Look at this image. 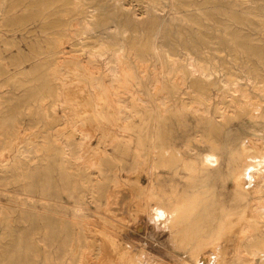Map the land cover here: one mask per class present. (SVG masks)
<instances>
[{
	"label": "rangeland",
	"instance_id": "obj_1",
	"mask_svg": "<svg viewBox=\"0 0 264 264\" xmlns=\"http://www.w3.org/2000/svg\"><path fill=\"white\" fill-rule=\"evenodd\" d=\"M54 1L57 0H0V84L3 83L0 85V88L2 87L0 89V96L3 95L2 97L5 96L8 99L2 113H0V118H18V120L26 126V129H21L24 136L21 139L34 136L32 138H35L37 141H41L39 147L42 152L37 155V163H30V168H34L37 164H39V158L44 155L45 149L48 147L44 146L43 141L46 137L50 138L51 135V139L62 138L63 140L76 144L75 151L77 153H75V151L74 153L78 156H83L87 160L95 159L97 161V158L99 159L101 156H110L115 163H104V167L106 168L107 166L110 170L114 169L117 173H119L118 176L121 177H119L121 184H119L120 187L118 186V188L120 191L118 189L117 192L119 193H116L115 195L117 198L113 196L114 199H112V202L110 200V204L112 203V205L111 207L109 206V208L106 207V210L104 207L108 202V197L106 196L111 194L114 189H117L113 183L108 182L107 180H102L101 176L96 171V168L88 170V172H90L91 178L89 179L91 181L89 179L85 180L87 182L90 181V184L82 177L81 179L80 177L76 178V174L70 179L71 181H67V184V182H63L60 179L59 172L54 169L55 172H51L52 175L50 174L52 177L49 175L51 177L50 181H47L48 187L50 188L49 199L51 201L47 212L49 219L52 221L49 224L50 226H46L42 220L38 217L36 218L35 216H32L33 214L31 213L34 212V214H38L37 212L42 213L44 211L42 209V202L40 201L42 196L40 194L38 195V193L27 195L23 194L25 183L28 181H20L17 183L11 182L7 186L8 188H4L7 190L6 192H0V208L3 209L5 213L3 216H0V218H2V221L0 222V263L59 264L64 260L62 263L67 264L71 258L67 252L69 251V254H71V249L76 247L78 243L79 245L81 244L80 246H83L81 251L85 252L83 258L78 257L80 258L79 260H77L78 258H75L77 261L73 259V264H83L84 260V264H135L130 261L133 259H136V264H201L202 261H196L192 258V253L195 251L194 246H196L197 243L182 240L181 236H178L177 238L173 237L174 235L172 236L170 228L171 224L169 220L170 212L173 209H182L187 206V203L194 200L195 202L197 201L196 204H198V211L195 210L198 214L196 216L197 223H194L195 227L202 229L204 226V228H207V222L209 221H218V223L222 221L223 224L219 225V227L222 226L221 229L225 232L223 233V240L221 241L222 243L219 244V248H221V244L224 248L219 249L221 256H223L222 258L220 256L219 261L221 260L220 262L223 264V258L225 257V261L228 262V259L236 252V250H238L240 245L238 244V247H236L237 242L235 241L236 244L234 243L236 238L234 234L240 229L245 228V226H240L243 225L241 223L250 222L254 218L252 217L254 215H252V210L250 213L249 209L248 213L247 210H244L243 208L245 205L249 207L255 204V202L257 203L262 196L260 194H256L254 190H252L253 192L251 191L254 196L250 194L251 192L249 189L251 186H253L252 188H255L256 186V184H254L256 181L251 178L252 175L250 174H253L252 171L254 168L259 169V171H263L264 169V161L259 160V158L255 155H249L244 159H240L238 156L239 152H237L238 149H235L236 141L243 137L248 139H264V119H256L250 114L242 116L241 118H226L220 121L219 126H217L218 129L213 134H210L212 135L210 137L206 131L208 122L205 123L206 121H203L202 118L193 114L191 111V113L188 112L189 110H185L186 112L183 109L180 110L181 105L184 103L191 104L194 101L193 95L189 94L190 90H188L185 95L182 94V92H179L173 96V102H171V112L165 115H162L158 110L156 100L151 95L146 94L145 97L151 103L148 111H145L142 119H135L138 128L128 133L119 132L118 134H120L121 137H124L123 143L120 145H110L107 141L117 134L115 127L110 124L115 123V120L102 124L100 129L95 122L98 120L96 118L97 116L93 118V113L89 111L92 110V107L87 104L88 97L86 94L81 95L78 94V92H73L75 90L68 91L67 95H70V98L68 96L66 98V103L58 104L57 115L54 117L53 115H49L47 98H45L44 101L41 99L39 102L32 99L29 101L27 95L25 94H27L29 89L35 88L37 84L42 83V78H44L43 75L46 76L47 71H51L53 68L51 65L53 58L55 59L58 57V55H54L55 50L52 49L54 44L56 45L57 43V37L54 38V36H48V31L46 29V5H50L54 3ZM147 1L148 0H121L120 5L125 6L133 12L136 11L140 16L139 18L144 19L147 16L144 14L146 13L148 5ZM165 1L163 2L164 6L161 7L159 15L168 19V21H170L171 17L177 13L178 17L186 18L183 16V14H185V16L188 15V18L190 17L193 18L195 22L197 21L196 23H198V25H204L203 27H205V25L206 27L208 26L209 22L203 18L202 13L208 12L207 7L209 4H207V0H200V2L199 0H175L174 2L176 3H174L173 0H169V2H167L168 0ZM180 1H183L184 3L186 2V6L189 7L187 9L185 6L187 9L186 11L182 5V7L180 6ZM250 1L251 2L245 5L246 8L244 6L245 11L240 15V22L236 24L234 23L233 25L231 24V26L230 22L227 20L228 16H226L225 13L217 16L218 18L216 17L217 19L214 21L218 20L217 23L219 22L218 25L221 27L222 31L230 25L231 27H229L228 33L238 37L241 43H248L247 45H244L248 49L251 48L250 46H255L254 48H256V50H260L264 56V0ZM59 2H56L54 4L55 6L53 5L49 10L53 11V9L57 10L58 8L61 10H68L69 8L72 9L70 6L65 8L68 5L67 1L62 0L60 2L61 4ZM175 8H178L176 9V13ZM195 11L198 12L199 15L201 14V16L199 17V15H197L198 13L196 14ZM73 14L74 13L70 14V16L64 17L63 20H70L71 17L74 19L75 14ZM219 17L222 19H219ZM51 20V22L54 20L56 22L55 25L52 24V26L49 27H53L51 31L54 32V30L57 31L62 28L60 26L57 27V24L59 23L58 16ZM213 22L210 23L212 24ZM91 43V41H88V45ZM91 45H93V43ZM70 46V44L66 45L68 51L71 50ZM244 57L245 56H243V58ZM252 60V62H255L258 65L256 58L253 57ZM3 62H5L6 65H3ZM47 66H49V69ZM188 67L189 70L193 69L190 65H188ZM35 70H37V72H35ZM33 72H35V76L32 75ZM20 73L28 75L27 78H29L31 82L23 83V81H26V78ZM196 75L198 74L196 73ZM222 75L223 74L216 75V78H223ZM33 77L34 79H32ZM36 78L39 81L35 80ZM190 82L191 81L185 84L183 88L186 89L187 87L193 85ZM7 83L8 86L6 85ZM244 83H246L245 80L241 81L240 85H244ZM141 89L143 92H149L148 88L143 87ZM7 91H9V93ZM75 110L77 111L75 112ZM212 114L215 115L214 109ZM160 116L163 117L161 118ZM244 125H247L249 129H246ZM140 136L145 139L148 138L147 140L153 138L151 144L154 145L153 152L155 153L147 162L148 166L146 169L140 171L139 173L137 172L138 174L135 173L128 175L126 170L132 167V163L134 162V157L137 152L138 154L143 155L144 150H146L140 145ZM207 138H211L217 142V152L221 154V160L215 161L216 156L213 153L214 151H212L213 147L207 143ZM130 140L131 143H129ZM82 141H84L86 145L84 147H78V144ZM189 141L192 146L191 150L187 149V142ZM74 153L73 155H75ZM13 158L14 156H12V160ZM160 159L161 161L159 162ZM74 160L75 159L72 158L71 162L83 164L81 165V170H79V172L82 171L84 163L80 162L81 160ZM155 161L158 162L157 164L161 165V168H158L157 170L154 169V164L156 163ZM208 161L213 164L208 163ZM56 165L57 163L54 166ZM114 166H117V170ZM2 169L3 167H0V171ZM192 169H205L207 171L217 172V177L213 182L209 183V185H206L207 183H203L201 179L192 180L190 178ZM250 169L251 173L249 171ZM246 172L247 174L244 175ZM247 175H249V177ZM152 178H154L153 181L155 183L156 190L151 193L141 194V188L148 187L151 184L150 182L152 181ZM73 180L76 182H73ZM55 183H57L58 186ZM89 185H92L91 188ZM202 186L204 190H202ZM207 186L208 188L210 187L209 191ZM239 186L241 190L239 189ZM70 189L71 191L76 189V196L78 198L71 197ZM77 189H84L85 191H78ZM89 190H93L92 194L88 193ZM53 191L54 193H52ZM198 191L202 195H200ZM55 193L57 194L54 195ZM68 195H70V197ZM54 196H56V198ZM30 198L37 199V208L39 207L37 210L33 211V209L28 206L29 203L24 205L26 200L28 201ZM113 201L116 203L113 204ZM77 202L80 204L82 203L81 205L83 206L85 205L87 208L85 213L87 214L84 213V217L81 215L74 219L73 207L77 204ZM130 204L132 205L130 206ZM143 205L147 206L148 211H143ZM202 205H205V208ZM200 206H202V208ZM15 209L18 210L16 211ZM128 209L131 211H128ZM154 209L163 211L165 214L163 218H158L159 213L155 212ZM168 209H170V211ZM63 210L67 213H64ZM133 210L138 213L135 215H140L137 219L138 224L134 223V215H132ZM24 211H26V213ZM200 212L205 213L201 214ZM247 214H249V217H247ZM8 216H10V218ZM62 216L65 217L63 218ZM201 219H203V222ZM11 221H13L12 224ZM2 222L6 223V225ZM72 222H75V225ZM231 222L232 224H228ZM9 224L11 226H8ZM84 224H86L87 227L89 226V230L86 226H83ZM139 225L141 229L137 228ZM179 228H183V226L179 225ZM250 228L251 230L254 229L253 226H250ZM81 229L84 230L81 231ZM84 231L87 232L85 233ZM82 237L86 239H82ZM188 237L192 239L193 235L188 234ZM229 238L232 241H230ZM72 239L74 241H72ZM78 239L80 240V243ZM224 239L227 240V243L224 242ZM228 241L231 243H228ZM232 242L234 243L233 245ZM233 247L236 248V250ZM65 249L67 251H65ZM206 252H213V249H207ZM126 254L130 255V257L124 258ZM225 255L230 256L226 259L227 256ZM253 261L254 262L251 263L256 264L261 260L260 258H253ZM224 264H226V262Z\"/></svg>",
	"mask_w": 264,
	"mask_h": 264
},
{
	"label": "bare ground",
	"instance_id": "obj_2",
	"mask_svg": "<svg viewBox=\"0 0 264 264\" xmlns=\"http://www.w3.org/2000/svg\"><path fill=\"white\" fill-rule=\"evenodd\" d=\"M59 1L61 2L62 0H57L50 5H46V29L48 31V36H54V38L57 37V43L56 45L54 44V47L52 49L55 50H53L55 52L54 55H58V57H56L55 59L53 58V61L51 63L53 68L51 69V71H47L46 76L43 75L44 78H42V83L37 84L38 86L36 85V87L34 86L35 88L29 89V91H27V94L24 93L25 95H27L29 101L32 99L36 102H39L41 99L44 101L45 98H47L49 115H53V117L57 115L58 104L66 103V98L68 96L70 98V95H67L68 91L75 90L73 92H78V94L81 95L86 94L88 97L87 104L88 106L92 107V110L89 111L93 113V118L97 116L96 118L98 120H96L95 122L100 129L102 127V124L110 122L111 120H115V123L110 124L115 127L117 134L107 141L110 143V145H120L121 143H123L124 137H121L120 134H118L119 132L128 133L138 128L135 119H142L145 111H148L149 105L151 103L145 97L146 94L151 95L156 100V103L158 104V110L162 115H165L171 112V102H173V96H175L179 92H182V94L185 95L187 94V91L190 90L189 94L193 95L194 101L191 104L184 103L183 105H181V109H179H183L184 111L189 110L188 112L191 111L193 114L199 116L203 121H206L205 123L208 122L206 131L210 137L212 136L210 134H213L218 129L217 126H219L220 121L223 119L241 118L242 116L249 114L256 119H264V56L260 50H256V48H254L255 46H250L251 48L248 49L244 46L248 43H241L238 37H235V35L228 33L229 27H231L234 23L236 24L240 22V15L245 11L244 6L251 2L250 0H207V4H209V6L207 7L208 12H202L203 18L209 22L207 27L206 25L205 27H203L204 25L201 26V24L198 25V23H196L197 21L195 22L193 18H188V15L185 16V14H183V16L186 18L178 17L176 13V9L178 8H175L176 14L171 17L170 21H168V19H165V17L160 16L159 12L161 10V7L164 6L163 2L165 0H148L147 9L145 8L146 13H144L147 16L144 19H140V16L136 11L135 13L132 10L127 9L125 6L120 5L121 0H65L68 3L65 8L70 6L72 7V9H64L66 10L64 11L58 8L57 10L53 9V11H50L49 9H51V7ZM174 1L175 0H173V2ZM167 2H169V0ZM185 3L183 1L179 2L180 6L182 5L186 11L189 7H187V4ZM185 6L187 7V9ZM72 13L75 14H73L75 16L74 19H72L71 17L70 20H63L64 17L70 16V14ZM197 13L198 12H196V14ZM222 13H225V15L228 16L227 20L230 22V25L232 24L231 26H227L224 31H222L221 27L218 25V20L214 21L218 18L217 16L223 15ZM197 15H199V13ZM57 16L59 17V23L57 24V27L60 26L62 28L58 29L57 31L54 30L53 32L51 31L53 27H49L52 26V24L55 25V20L51 22V19ZM200 16L201 14L199 15V17ZM219 19L222 18L219 17ZM210 22L213 23L211 24ZM88 41H91L93 45H91L92 43L88 45ZM67 44L71 45V50L69 51L66 47ZM243 56H245L246 58H243ZM253 57L257 59L256 61L258 65L255 62H252ZM3 65H6V63L3 62ZM48 65L51 66L50 64ZM188 65H190L193 69L189 70ZM49 66H47L48 69ZM35 72H37V70H35ZM35 72H33L32 75H34ZM196 73L198 75H196ZM219 74H223V78H216V75ZM23 76L26 78V81H23V83L31 82V80L27 78L28 75L25 74ZM32 79H34V77ZM35 80H37V78ZM243 80H245L246 83H244V85H240V82ZM189 81H191L190 83H192L193 85L184 89V85L189 83ZM2 84L3 83H1L0 85ZM6 85L8 86V83ZM143 87L148 88L149 92H143L141 89ZM7 92L9 93V91ZM2 96L3 95L0 96V113H2L6 105L5 103H7L8 101L5 96ZM213 109L215 111V115L212 114ZM76 111L77 110H75V112ZM160 117L162 118L163 116ZM244 127L246 129H249L247 125H244ZM22 128L26 129V126L23 125V123L18 120V118H0V167H3V169L0 171V192H6L7 190L4 188L7 187L11 182L17 183L20 181H28L27 183H25L23 194H40L42 196L40 201L42 202V209L44 210L42 213L37 212L38 214H34V212H31L33 214L32 216H35L36 218L38 217L44 222V225L47 226L52 221L49 219L47 212L49 203L51 202L49 199L50 188L48 187L47 181H50L52 177L51 172H55L54 169H56L60 174V179L63 182H67L72 177H74L75 174L77 175V177L75 176L76 178L80 177L81 179L82 177L84 178V180L89 179L91 177L88 170L96 168V171L101 176L102 180H107L108 182H111L116 186L115 188L117 190L114 189L112 191L111 189L113 193L110 191L111 194L106 196L108 197V202L104 207H111L112 203L110 204V200L112 202V199H114L113 196L115 197L116 193H119L117 191L119 189V184H121V180L119 179L120 176H118L119 173H117V171H115L114 169H111V171L106 166V164L105 166L107 169L104 167V163H115V161L112 160L110 156H101L99 159L97 158V161L95 159L87 160L83 156H78L75 154L77 153L75 151L76 144L67 140H63L62 138L51 139L50 135V138L46 137V139L44 138V141L41 139L44 143V146L48 147L45 149L44 155L39 158V164H37L34 168L31 167V169L30 165L38 160L37 155L38 153L42 152L41 148L39 147L41 141H37L35 140V138H32L34 136L21 139L24 137L23 133L21 132ZM147 139L142 138L141 136L139 137L140 145L146 150H144L143 155H140L137 152L134 157L132 167L126 170L128 175H132L137 172L139 173L140 171L146 169L148 166L147 162L155 153L153 152L154 145L151 144L153 138L150 140ZM207 140V143H209L213 147L212 151H214L213 153L216 156L215 161L221 160V154L217 152V142L212 140L211 138H207ZM129 143H131V140L129 141ZM85 145L86 144L84 143V141H82L80 144H78V147H84ZM191 148V142L189 141L187 142V149L191 150ZM235 149H238L237 152H239L238 156L240 159H244L249 155H255L257 158H259V160L264 161V139H248L246 137L240 138L236 141ZM73 153L75 155H73ZM12 156H14L13 160ZM72 158L75 159L74 161L81 160L80 162L84 163L82 171L79 172V170H81V165L83 164L78 162H71ZM160 161L161 159L159 160V162ZM54 162L57 163L56 166H54L56 164ZM155 162L156 163L154 164V169L157 170L158 168H161V165L157 164V161ZM208 163L212 162L208 161ZM116 167L115 169L117 170ZM255 169L256 168L253 169L254 172L252 171L253 174L250 175H252L251 178L256 181L254 183L256 184V186L255 188H252L253 186H251L249 190L250 192L254 190L256 194H260L262 196L257 203L255 202V204L249 207L245 205V207L243 208L244 210H247V212L250 209V213L252 210V215L254 214L252 217L254 218L250 222L241 223L243 225L240 226H245V228L240 229L239 227L240 230L238 229V232L234 231L237 232L234 234L236 237L235 240L233 239L234 243L235 241L237 242V246H235L238 247V244L240 245L238 250L233 247L236 252L232 251L235 253H232L233 255L230 258V255H225L227 256L226 259H229L227 262L225 261L224 257L223 264L225 262L226 264H252L251 262H254L253 258H260L261 261L257 262L256 264H264V169L263 171ZM249 171L251 173V169ZM246 174L247 172L244 175ZM247 176L249 177V175ZM216 177L217 172H211L205 169H192V174L190 176L192 180L201 179L203 183H207L206 185H209V183L213 182ZM153 179L154 178L151 179V184L148 187L141 188V194L151 193L156 190ZM253 179L252 181L254 182ZM73 182L76 181L73 180ZM55 184L57 185V183ZM209 188L207 186L208 191L210 190ZM239 189L241 190L240 186ZM77 190L82 191L84 189ZM202 190H204V188ZM92 191L89 190L88 193L92 194ZM199 191L198 193L200 194V192L202 191ZM252 192L250 193L251 195ZM52 193H54V191ZM56 194L57 193H55L54 195ZM70 194L71 197L76 198V189L72 191L70 189ZM68 196L70 197V195ZM54 197L56 198V196ZM27 203H29L28 206L33 209V211L39 208H37V199L35 198H30L28 199V201L26 200L24 205H27ZM114 203L116 202L113 201V204ZM196 203L197 201L195 202L194 200L190 203H187V206L183 207L182 209L172 210L170 207L172 211L170 212L169 220L171 224L170 228L172 231V236L174 235L173 237L176 238L178 236H181L182 240L197 243V245L194 246L195 251L192 253V258L194 260L202 261L201 264H219V262L221 261H219L221 256L219 249L224 248L222 247V244L220 245L221 248H219V244L222 243V236L225 232L222 231V226L219 227V225H222L223 223L222 221L220 223H218V221H209L207 222V228H204V226L202 229L195 227L194 223H197L196 216L198 215L196 213L198 211V204ZM81 204L77 202V204L73 207L74 219L83 215L87 210L85 205L83 206ZM132 204H130V206ZM202 206L200 207L202 208ZM143 207V211H148L147 206L143 205ZM170 209L168 210L170 211ZM195 210L197 211L195 212ZM63 211L64 213L66 212L65 210ZM128 211L131 210L128 209ZM24 212L26 213V211ZM132 212V215H134V223L138 224L137 219L140 215H135L138 214L135 210H133ZM4 214V210L0 208V216H3ZM84 216L85 215H83V217ZM8 217L10 218V216ZM247 217H249V214H247ZM1 221L2 218H0V222ZM13 221H11V224L13 223ZM201 221L203 222V219H201ZM3 224L6 225V223ZM73 224L75 225V222ZM228 224H232V222ZM179 225H182L183 228H179ZM8 226L11 225L9 224ZM83 226H86V224H84ZM250 226H253L254 229L251 230ZM137 228L141 229L140 225ZM84 229H81V231ZM87 231L84 232L86 233ZM188 234L193 235V238H189ZM84 237H82V239ZM72 241L74 240L72 239ZM226 241L227 240L224 239V242ZM230 241H228V243ZM234 243L232 242V245ZM80 245L77 243L76 247L72 246L73 248L71 249V254H69V251L67 252L71 257L67 264H73V259L75 258H83L85 251H81L83 249V246ZM210 248L213 249V252H206V250ZM65 251L67 250L65 249ZM127 257H130V255L126 254L124 256V258ZM222 257L223 256H221V258ZM79 259L80 258H78L77 260ZM130 261L135 264L137 263L136 259ZM62 262H64V260ZM62 262L59 264H63Z\"/></svg>",
	"mask_w": 264,
	"mask_h": 264
},
{
	"label": "clouds",
	"instance_id": "obj_3",
	"mask_svg": "<svg viewBox=\"0 0 264 264\" xmlns=\"http://www.w3.org/2000/svg\"><path fill=\"white\" fill-rule=\"evenodd\" d=\"M154 211L159 213L158 218H163V216L165 215L164 212L161 211V210H155V209H154ZM150 223H151V221H150Z\"/></svg>",
	"mask_w": 264,
	"mask_h": 264
}]
</instances>
